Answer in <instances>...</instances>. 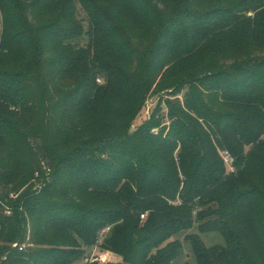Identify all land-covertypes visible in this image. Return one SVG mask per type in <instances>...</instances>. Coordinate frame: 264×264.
I'll list each match as a JSON object with an SVG mask.
<instances>
[{
  "label": "trees",
  "instance_id": "1",
  "mask_svg": "<svg viewBox=\"0 0 264 264\" xmlns=\"http://www.w3.org/2000/svg\"><path fill=\"white\" fill-rule=\"evenodd\" d=\"M262 1L239 6L256 11ZM145 3L144 27L114 30L123 64L96 58L81 82L71 73L89 53L84 37L100 47L99 6L0 0V263L84 264L110 227L101 248L124 264H174L184 244L171 239L197 225L226 247L207 249L186 234L196 264H240L241 256L264 264V11L247 19L240 7L213 13L203 0ZM204 15L224 25L178 36L185 18ZM229 21L234 42L252 40L225 52ZM170 90L184 100L166 102L169 125L153 113L135 127L149 94ZM215 143L232 154L236 174ZM242 228L257 237L254 255Z\"/></svg>",
  "mask_w": 264,
  "mask_h": 264
},
{
  "label": "rangeland",
  "instance_id": "2",
  "mask_svg": "<svg viewBox=\"0 0 264 264\" xmlns=\"http://www.w3.org/2000/svg\"><path fill=\"white\" fill-rule=\"evenodd\" d=\"M86 4H89L90 1L97 4L99 6L100 11L94 12L96 15L92 17L94 18L99 25V29L96 30V35L98 36L96 41L101 42L100 47L96 48L95 43L93 41V38L91 36H86L81 40V44L83 46H87L89 53L87 57L83 59V61L78 62L79 69L76 71H73L71 74L78 78L81 82H85L87 73L92 74L95 70L96 63L95 60L98 58V60H103L106 64H113L115 67H119L123 64V61L126 56V49L118 46L115 43V38L113 37L114 30L119 28L122 24L130 27H136V28H142L146 24V20L148 17L147 14V7L145 0H82ZM207 6V9H210L211 12H215L221 9L224 10H230L229 8L225 6L232 7L235 10L240 7L238 11V16L242 18L247 19H254V17L257 16V14L264 11V6L260 7L256 11H242L241 7L239 6L240 3L242 4H248L250 6L249 0H203ZM81 2V0H80ZM246 2V3H245ZM264 3V1H262ZM90 7V6H89ZM227 8V9H225ZM56 13V12H55ZM57 14L61 16V18L65 17L64 9L61 8V11H59ZM221 14V16L224 14ZM214 15V14H210ZM78 16L84 20L85 22V28L86 31H91V25L92 20L91 17L87 15L86 11H79ZM223 17V16H222ZM215 18V17H213ZM64 20V19H63ZM216 19H212L209 16H202L197 19H189L185 18V20L182 22V29L179 30V37L183 38L184 40H192V32L195 29V26H201L200 30H203L204 28H209L215 23ZM224 21H217L215 24H221L224 25ZM1 26H2V12L0 9V37H1ZM234 24L232 22H228L225 29H222V31H225L227 33L226 38L224 39L225 44H223V51H227V49L233 50L236 46H241L244 43L248 44L250 40H252L249 36H243L239 37V39L234 42L232 39V35H228L229 31H226V28L232 29ZM90 29V30H89ZM233 31V30H232ZM245 33V32H244ZM235 34H238L235 33ZM95 35V33H93ZM92 35V36H93ZM226 39V40H225ZM220 49V48H219ZM218 49V50H219ZM56 52H58L59 55L65 54V51H63L62 48L56 47ZM173 64V63H172ZM171 65V64H170ZM170 65L166 66L164 69L168 70L170 69ZM90 72V73H89ZM101 79V82H103L102 77H98ZM100 83V82H99ZM180 99L181 101L184 100V94L181 95H175L172 90L165 91V92H151L147 98L145 108L143 112L141 113V116L135 123V127H137L140 123L144 122L147 119H151L153 116V113L157 114V117L162 122V126H168V110L166 102L168 100H174V99ZM160 127L155 128L153 130L154 133L160 132ZM216 150L219 154V156L222 158V160L225 163V168L227 170V174H236V167L234 165L235 159L232 156V154L224 147L218 146L215 143ZM247 152L249 148L247 147ZM225 152L229 153L231 158L233 159V166H230V164L226 163L225 161ZM45 168H51V166L48 163H44ZM264 201V199H262ZM263 233V230L260 231ZM237 233L240 234V239L242 241L243 246L247 249L248 253L251 255L255 254V251L260 249L257 237L254 235V233L249 232L247 229L244 231L242 228L241 230H237ZM186 234H197L200 236V239L203 241L204 245L207 249L210 248H225L226 242L221 234L218 232H201L197 225L194 226L191 230L188 232L179 235L177 237H174L171 239V241L175 239H179L183 244L184 248L178 257V259L174 262V264H196V260L192 254L191 246L186 241L185 236ZM264 237V236H263ZM110 261L114 264H124L123 258L115 253L110 256ZM109 261V262H110ZM240 264H246L247 261L243 260L242 256L240 258ZM222 264H230L229 262H226L225 259H223ZM218 264V263H216Z\"/></svg>",
  "mask_w": 264,
  "mask_h": 264
},
{
  "label": "built area",
  "instance_id": "3",
  "mask_svg": "<svg viewBox=\"0 0 264 264\" xmlns=\"http://www.w3.org/2000/svg\"><path fill=\"white\" fill-rule=\"evenodd\" d=\"M98 81L101 82V80H98ZM225 155H226V157L224 159H225L226 163L230 164V166H233V159L231 158L229 153L225 152ZM49 173H50V169L47 170V174H49ZM11 197L13 198L16 196H14L12 194ZM4 214L8 215V216L11 215L12 214L11 209L9 207L5 206ZM142 218H145V215H143ZM109 231H110V227H108L102 231V233L100 234V239H99L98 243L93 247V249L90 251V253L87 255V257L84 259V264H94V263L108 264V263H112V261H110V256L113 255V252L101 248V244L103 242V239ZM17 246H18L17 244L14 245V247H17ZM26 247H27V245L24 244V245L19 247V250L23 251Z\"/></svg>",
  "mask_w": 264,
  "mask_h": 264
},
{
  "label": "water",
  "instance_id": "4",
  "mask_svg": "<svg viewBox=\"0 0 264 264\" xmlns=\"http://www.w3.org/2000/svg\"><path fill=\"white\" fill-rule=\"evenodd\" d=\"M0 264H2V262Z\"/></svg>",
  "mask_w": 264,
  "mask_h": 264
}]
</instances>
